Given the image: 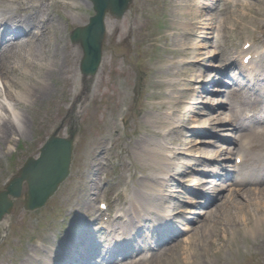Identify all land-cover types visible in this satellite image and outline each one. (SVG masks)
Segmentation results:
<instances>
[{
	"label": "rangeland",
	"instance_id": "374dc122",
	"mask_svg": "<svg viewBox=\"0 0 264 264\" xmlns=\"http://www.w3.org/2000/svg\"><path fill=\"white\" fill-rule=\"evenodd\" d=\"M74 1L56 0L57 5H60L59 10L68 20L62 23L61 31L57 32V36L62 34L64 37L63 42L58 46L56 38L51 34L44 38L49 42L48 46L42 48L44 51L53 48L52 57L54 48L58 50L55 58L59 64L55 67V77L49 80L51 93L47 99L32 103L26 111L28 128L24 134H12L10 138H2L0 134V143L3 145L0 148V190L5 188L28 156L39 155V149L56 128H60V136H66L70 127L77 130L73 173L46 205L37 211L24 208L27 197V186L24 184L22 195L14 200L13 210L5 215L7 221L0 227V264H20L22 258L33 253V249H39L40 256L41 245L44 248L54 246L56 239L60 240L63 236L64 228L75 224L77 229L78 222L81 228L86 225L82 232L83 238H95L98 233L100 199L111 201L113 195L119 194L122 201L112 206L128 208L130 205L124 193L127 187L133 186L121 179V169L128 168L135 173L132 164L145 169L149 175H157L158 170L154 166L147 167L136 157L135 152L139 151L134 150V147L143 145L142 140L147 137L160 139L164 129L172 133L167 143L176 151L172 157V174L167 175L165 182L161 179V182L166 183L163 186L165 205L173 207L172 210L177 212L179 210L181 214L174 219L172 239L162 249L158 248L166 258L160 264H180L177 258L178 245L193 238L195 227L201 228L200 235H195L198 236L195 238L197 254L193 257V264H264V227L261 232L257 230L252 233L248 230L250 227L253 229L256 216L262 215L264 218V208L257 201L247 203L236 192L238 188L243 191L263 187L264 182L258 185L243 181L240 185L233 184L232 188L229 186L234 181H241L239 179L244 174L234 171L239 167L235 164L237 149H234L238 145L236 139L239 132L232 129L233 126L225 125L227 122H221L220 118L213 120L211 126H208L207 121L208 115L213 116L214 111L224 112L223 116L231 114L228 106L230 101L240 105L238 109L252 112L257 109V114L264 113L262 102L254 105L245 99L237 100L239 94L251 96L252 92L245 83L246 75L244 77L235 64L228 66L234 53L223 51L232 43H240V37H243L240 28H236L231 37L228 36V27L225 26L228 14L222 12L224 1L211 0L213 8H206L205 15L199 17L192 13L196 8L194 0H134L122 18L108 17L112 26H107L102 63L96 78L87 81L88 85L84 83V75L80 70L82 47L71 41L70 32L88 22L93 8L89 0ZM252 1L257 8L250 11L255 21L251 18L252 23H239L241 27L250 30L242 38L241 45L245 39L252 38L260 43L257 46H262L264 0ZM52 2L50 0V4ZM15 4L8 3L16 7ZM2 5L5 8L8 6ZM244 12V8H241L240 14L244 15ZM211 14L218 17L214 20L215 28L204 34L206 38L199 36L202 42L209 44V53L198 58L199 37L194 35L202 34L193 26L185 28L184 23L191 20L201 26V22ZM29 29L39 30L34 25ZM75 51L78 53L77 60L74 58ZM211 52L216 55L211 57ZM13 53L12 50L8 52V55H12L3 63V67L13 63ZM209 62L215 66H208ZM70 75L73 80L69 78ZM9 76L13 74L9 73ZM62 76L65 81L59 80ZM221 79L227 83L223 84ZM239 85L246 86L240 88ZM76 87L79 90L85 89L86 97L82 103L75 100ZM219 87L224 89L217 91ZM168 110H173L174 114ZM167 114L171 119H176L175 123L166 118ZM206 140L215 141L216 145L204 146ZM254 143L260 144V147L244 150L247 162L240 166L247 169L264 167V134L253 135L251 145ZM9 145L13 148L9 149ZM224 145L229 146L227 152H220L212 159L204 156L206 152L215 153ZM195 155L200 159H194ZM227 156L230 158H223ZM260 156L262 159L258 160ZM145 161L150 162V158L146 156ZM187 161L194 163L191 169L190 165L186 168L180 163ZM218 165L225 167L228 172L220 170ZM205 167L216 169L222 176L212 178L214 187L211 190L194 184L192 180L197 178V182H200L206 178L203 172L208 169ZM253 178H264V171L259 175L250 174L245 177ZM190 183L195 185V189ZM142 185L156 195L151 184L144 182ZM196 187L203 194L197 193L199 196L194 197ZM140 192H135V195ZM249 198H256V195L252 194ZM243 211L248 214L246 221L242 218ZM92 217L95 218L94 222ZM225 230L229 235L227 239L224 237ZM110 237H114V234L102 236L106 241ZM217 238L225 242V249L221 252L216 251L213 243ZM119 260L116 258V261ZM159 261L160 258L153 255L139 264H157ZM100 264L112 263H108L105 258Z\"/></svg>",
	"mask_w": 264,
	"mask_h": 264
},
{
	"label": "bare ground",
	"instance_id": "6f19581e",
	"mask_svg": "<svg viewBox=\"0 0 264 264\" xmlns=\"http://www.w3.org/2000/svg\"><path fill=\"white\" fill-rule=\"evenodd\" d=\"M72 1L75 2L74 0ZM225 1L228 2L230 0H225ZM236 1L237 2H235V8L230 12L228 16V22L237 25L239 23H245V24L252 23L251 18L255 21L254 17L251 16L253 12H250L257 10V8L255 7V3L252 0H236ZM194 2L196 3V8L193 9L192 13L199 17L205 15L206 8H213L211 0H194ZM1 3L6 5H8V3H16L15 5L19 6V8L17 6L14 7L12 5H8V6L5 5L6 6L5 8ZM241 7L244 8L245 10L244 15L240 14ZM59 8L60 5H57L56 0H53L51 4H50V0H0V134L3 135L2 138L3 137L10 138L9 136H11L12 134H14L15 136H17V134L19 135H21L22 133L24 134L28 128V117L26 115V111H28L32 103L41 102L45 98L47 99V96L51 93V86L49 80L50 78L53 79L55 77V67L58 66L59 64L56 62V58H55L57 57L58 50L54 48L55 53L54 56L51 57V55H53L52 54L53 48L52 49L50 48L48 51H44L42 48L49 45V42L44 40V38H46L47 35L51 34L52 36H54L56 38V43L58 44V46L64 40L62 34H59L57 36V32L61 31L62 23L68 22V20L65 14L61 12V10H59ZM248 10L250 12V16H248L249 14H247L249 13ZM217 19H218L217 16H212L211 14V16H206V20L201 22L202 23L201 26L197 22L194 23L191 20L188 21L186 24L184 23V25L185 28L188 29H190L192 26L193 28H198L200 30L199 33H201L202 35L195 34L194 36L196 37L203 36L206 38L204 34L210 33L211 30L215 28L214 23L216 22L214 20ZM32 25L37 26L39 30L29 31V28ZM107 26L108 27L112 26L111 20L108 18H107ZM112 31H114V29ZM197 44H198L197 53L199 52L198 54L200 55L198 58L202 57L205 53H209L208 52L209 50H207V48H209V44L204 41L202 42L201 37H199V41L197 42ZM11 50L14 52L13 53L14 57L12 60L13 63L8 67H3L4 64L10 58V56L12 55V54L8 55V52H10ZM255 50L256 51L250 52L251 58L256 57L260 53V49H255ZM74 54H75L74 58L75 60H77L78 53L75 51ZM215 55H216L215 52L210 53L211 57H214ZM195 62L197 63L198 59ZM211 62H209L208 66L209 65L215 66V64ZM262 70H264V67L262 68ZM249 72L250 75L254 74L253 67L249 68ZM9 73L13 74V76L10 77ZM69 78L73 80L72 76ZM83 79H84V83L86 82L85 84L87 85H88L87 81L90 82L93 80L85 76H83ZM59 80L65 81V77L62 76L59 78ZM222 89L223 88L221 87L216 88L217 91H220ZM84 90H85L84 88L79 90V88L76 87L75 100H77L79 103H82L86 97ZM168 93L170 94L169 91ZM171 94L174 97V92H172ZM49 102H51V100H49ZM79 103L77 106L80 105ZM214 103H219V102L214 101ZM228 106H229V110L231 111L235 110V105L233 102H230ZM177 111L179 110L177 109ZM168 112L174 114L173 110H168ZM223 113L224 112L218 111L214 116L208 115L210 117V118L208 117L207 119L208 125H212L213 120L220 118L221 122H227L225 125H227L228 127L231 126L236 127L237 130L241 132V134L240 137L236 139L238 140V145H236L234 149H237V152L241 154L240 151L244 150L245 147V143L241 141V138L243 136L242 131L246 129V126L243 124H238V120L242 118L241 115L244 116V112H242L241 115L235 113L227 116H223ZM121 115L123 114L121 113ZM166 118L171 122H174L176 120L174 118L171 119L169 114L166 115ZM174 123H172V125H174ZM70 128L75 129V127H70ZM174 128H172V130H174ZM171 134H172L171 132H167L166 129H164V131H162L160 134V139L147 137L144 138V140H142L143 145L140 146L138 144L137 147H134V150L139 151V152H135L137 154L136 157L138 159H141L142 162H144L145 166L147 167L154 166L156 170H158L157 175L153 173H152L153 175L152 174L149 175L147 172H145L146 171L145 169H141V167H139L140 168L139 169L137 166L132 164H131V168L134 170L135 173L129 171L128 168L126 169L123 168L119 172V176L121 177V179H123L125 182H130V184L133 186L132 188L127 187L125 191L128 193L131 203L135 204L134 206H132L133 207L132 214L131 215L129 214L131 218L127 221H124L123 226L118 227V229H120L119 237L122 240L130 239L133 231L138 233V236L143 237L142 233H146L148 231V228L146 230L143 229L146 226L145 223L149 222L148 220L151 218L152 212L154 210H155L154 219L156 221L159 220V223L162 225H164V223H168L172 215L177 212V211L175 212V210H172L173 207L165 205L166 193L164 192L165 189L163 188V186L166 185V183L164 182L167 180V175L172 174V167L174 166L172 157L174 156V153L176 151H174L173 148L169 146L170 144L167 143V141L170 140L168 136H170ZM68 136L69 134L67 131L66 136H62V137H68ZM75 137H76V133L74 136V140ZM205 142L206 145L204 146L216 145L215 141L212 140H206ZM2 147L3 145L2 143H0V148ZM228 147L224 145V147L219 148L215 153L206 152L204 156L208 159L215 158V156H217L218 153L228 150L229 149ZM251 147L258 148L260 147V144L254 143L251 145ZM8 148L12 149L13 147L9 145ZM109 150L106 151L108 152ZM230 151L233 152V149H231ZM146 156L150 158V162L145 161ZM73 157H74V148L69 166V172H71V174L63 184H65L68 181V179L73 173L72 170ZM223 158L228 159L230 157L227 156ZM261 159L262 156H260L258 160ZM212 170L217 171L216 169H212ZM263 171H264V167L258 169L255 168L251 172L244 173L241 181L239 182L234 181L230 183L229 186H231L232 188L233 184L240 185L243 183V181H245L246 183H251L249 180L244 179L246 175H250V174L259 175ZM226 172L228 171L226 170ZM237 173L240 174L241 172H237ZM161 179H164V182H161ZM192 180H194L195 183L198 185L199 184L203 185L208 190H211L214 187L212 184V180L210 179L204 178L200 182H197V178L196 179L194 178ZM251 181L252 184L259 185L264 182V178H259V179L253 178ZM144 182L149 183V185L150 184L152 185V187L156 191L154 192L156 193V195H153L152 194L153 192H149L148 191L149 189H147V187H144V185H142V183ZM26 186L28 188V185ZM137 191H141L140 192L141 194H139L138 196L135 195V192ZM236 192L239 195H241L246 200V202L248 201L249 204H251L254 201H257L259 203V206H262L264 208V186L263 187L257 186L255 188H251V190H243V191L242 189L238 188ZM252 194L256 195V198H249L250 195ZM152 195L154 197H151ZM140 204H142V206H139ZM243 206H245V203H243ZM180 214L181 212H177V215ZM261 216L260 217L256 216L253 232L257 230L260 232L263 231L264 218ZM242 218H244L245 221L248 219L247 211L242 212ZM134 219L138 220L139 222L138 226H134ZM6 221H7V217H4L0 221V227L2 225H5ZM78 224L79 225L77 226V229L76 227H74V230L73 232H71L69 237L66 235L69 233V231H71L72 229L71 226L70 228H64L63 230L64 233L63 236L61 237V239L63 240L61 242L58 240L54 246H51L49 248H41L44 255H46L45 260L43 261L42 264H89V262L93 261L96 253V243H95L96 238H83L84 234L82 232L85 231L86 225L84 226V228H81V223L78 222ZM87 226L89 227V224H87ZM102 227L104 228V226ZM200 228L201 227H195L193 231L194 233L193 238H188L181 246L178 245L179 253L177 258L180 264H193L194 262L193 257L197 254L195 238H198V236L200 235L199 234ZM227 233L228 231L225 230L224 232L225 239H227L229 236ZM195 235L198 236L196 237ZM214 240L216 241L213 242L216 245V251L221 252L223 248L225 249L224 246L225 242L221 241L218 238ZM138 243H140V241ZM168 243L169 241L163 243L162 246ZM147 245L148 244H144L142 246L143 248H140L141 252L138 254H141L142 252L145 253L146 250L150 251V249L153 246L151 245L147 246ZM162 246H160V249L163 248ZM135 247L136 245H134V248ZM160 249H157L155 252L152 253V256L157 255L160 258V261L158 262L159 264L166 259L164 253L161 252ZM187 250H189V252H186ZM38 252L39 249L37 250L33 249V254L29 255L24 261V263L22 259V263L37 264L39 262L38 261L39 257L37 255ZM144 256H146V253ZM144 256L142 257V260L147 261L149 257L144 260Z\"/></svg>",
	"mask_w": 264,
	"mask_h": 264
},
{
	"label": "water",
	"instance_id": "95a60500",
	"mask_svg": "<svg viewBox=\"0 0 264 264\" xmlns=\"http://www.w3.org/2000/svg\"><path fill=\"white\" fill-rule=\"evenodd\" d=\"M95 14L85 25L73 30L72 41L80 43L83 50L80 68L84 75L94 76L99 70L106 37V16L124 15L133 0H91ZM54 130L42 146L39 157L30 156L13 176L6 188L0 191V219L13 209L14 200L21 196L24 182L28 185L27 209L43 206L55 193L69 173L75 144L76 130L70 128L68 137Z\"/></svg>",
	"mask_w": 264,
	"mask_h": 264
}]
</instances>
